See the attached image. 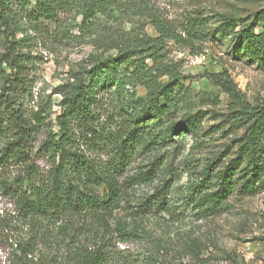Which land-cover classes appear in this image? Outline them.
<instances>
[{
	"label": "trees",
	"instance_id": "obj_1",
	"mask_svg": "<svg viewBox=\"0 0 264 264\" xmlns=\"http://www.w3.org/2000/svg\"><path fill=\"white\" fill-rule=\"evenodd\" d=\"M135 2L0 0V196L35 230L33 238L17 244L15 264H139L116 241L137 240L149 231L147 222L173 216L169 195L176 179L166 156L172 144L187 143L188 136L198 142L199 134L193 118L173 120L179 105L173 91L185 78L169 58V43L189 49L203 43V16L179 23L147 9L156 36L143 32L129 45H111L88 69L69 76L54 89L61 97L54 119L52 97L35 91L33 50L51 36L72 37L64 19L80 16L74 27L94 37L102 16ZM238 34L240 50L264 62V29L256 33L253 25ZM207 78L235 104L232 126L244 130L240 158L248 160L251 175L244 188L254 190L264 176V106L242 102L226 73ZM110 97L113 113L106 111ZM139 159L148 163L146 170L141 165L132 174ZM161 173V184L135 203V188L151 185ZM206 179L191 196L201 209L216 211L233 189L231 175L219 177L213 190L212 175ZM41 245L51 251H41Z\"/></svg>",
	"mask_w": 264,
	"mask_h": 264
},
{
	"label": "rangeland",
	"instance_id": "obj_2",
	"mask_svg": "<svg viewBox=\"0 0 264 264\" xmlns=\"http://www.w3.org/2000/svg\"><path fill=\"white\" fill-rule=\"evenodd\" d=\"M136 1L130 9H111L102 16L94 37L74 27L80 25V16L64 19L72 37L51 36L33 50L37 57L35 91L52 97L54 119L60 112L61 100L59 95H53L54 89L69 76L88 69L111 45H129L143 32L156 36L146 17L147 9L179 23L187 17L203 16L207 25L203 43L194 49L169 43V58L181 65L185 78L181 87L173 91L179 100L173 120L180 123L183 117L193 118L199 134L198 142L188 136L187 143L172 144L166 156L165 165L172 168L176 179L169 195L173 216L163 215L147 222L148 232L142 231L139 239L127 243L116 241V248L139 264H264V176L254 190L244 188L251 179L248 160L240 158L244 130L232 126L233 100L207 78L210 74L226 73L241 92L242 102L251 107L264 106V62L240 50L238 42V33L246 27L254 25L256 33L264 29V0ZM137 91L145 95L143 87ZM112 100L110 97L106 102L109 113L116 106ZM147 164L139 159L132 174L141 165L145 171ZM225 173L231 175L233 189L228 190L216 211L201 209L195 202L197 198H192L191 189L205 187L208 174L213 179L211 190L216 189L219 177ZM165 176L161 173L151 185L137 186L134 202L151 194ZM34 233L10 200L0 196V264H15L20 256L17 244L33 238ZM54 241L53 238L50 242ZM39 249L51 251L45 245Z\"/></svg>",
	"mask_w": 264,
	"mask_h": 264
}]
</instances>
